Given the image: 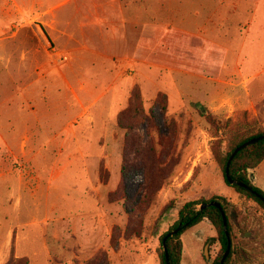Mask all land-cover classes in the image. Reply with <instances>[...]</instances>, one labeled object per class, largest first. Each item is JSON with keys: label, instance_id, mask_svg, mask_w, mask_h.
<instances>
[{"label": "rangeland", "instance_id": "obj_1", "mask_svg": "<svg viewBox=\"0 0 264 264\" xmlns=\"http://www.w3.org/2000/svg\"><path fill=\"white\" fill-rule=\"evenodd\" d=\"M174 1L163 0L165 6H155L152 12L172 16L179 10ZM201 5L202 1L196 2L197 22L205 18ZM237 5L238 13L230 9L227 17L223 14L228 21L224 39L230 48L228 61L220 69L204 61L207 39L216 32L209 33L204 26L195 30L192 25L179 32L170 26L163 34L148 33L147 44L156 49H150L146 65L127 64L123 75H93L97 65L89 56L82 68L84 77L76 75V68L73 72L68 66L61 68L69 86L53 74L45 95L25 93L0 104V112L19 126L15 130L22 140L35 132L43 141L12 143V129L0 128L7 136L5 142L0 139V264L10 260L15 264L17 259L24 260L22 264H155L148 259L152 253L158 264V236L176 219L177 209L185 201L213 196L208 192L226 195L227 191L232 192L226 198L241 212L230 213V220L243 224L245 231L237 235L252 254L244 264H264V212L254 202L239 198L225 183L222 186V174L211 152L218 138L225 145L228 129L236 124L257 120L264 127V111L259 113L260 108L264 110V0H240ZM238 20L242 26L252 20L256 30L248 33L249 39L239 34ZM21 32L22 40L35 38L29 26ZM38 35L45 40L43 34ZM243 40L245 46L238 48ZM57 44L54 41L50 46L54 59ZM56 63L54 69L59 67ZM217 73L223 75V82L213 80L210 90L206 89L207 75ZM243 75L250 79L244 81ZM20 82L26 90L30 81L22 78ZM38 87L32 92L38 93ZM246 90L251 103L242 97ZM133 92L140 96L144 116L134 111ZM158 94L166 95L165 113L154 105ZM122 111L127 114L124 124L132 125L127 138L116 125ZM149 111L152 123L160 129L163 119L175 124L172 162L169 176L142 218L140 237L124 240L127 218L118 185L125 174V205L134 203L142 181L139 160L152 125ZM91 119L96 120L93 126ZM36 122L39 125L33 127ZM151 134L157 153L156 135ZM30 150L33 153L26 158L19 153ZM80 151L100 158L83 160ZM255 174L261 184L264 161ZM171 201L173 206L163 210ZM213 231L203 221L181 235L182 264H211L218 243H209L208 260L203 247Z\"/></svg>", "mask_w": 264, "mask_h": 264}, {"label": "crops", "instance_id": "obj_2", "mask_svg": "<svg viewBox=\"0 0 264 264\" xmlns=\"http://www.w3.org/2000/svg\"><path fill=\"white\" fill-rule=\"evenodd\" d=\"M198 1H202L201 8L205 12V18L201 22H197L195 18L197 15L195 7ZM226 1L228 0H175V7L179 10H175L172 16L165 17L152 12L155 6L162 8L165 6L163 0H0V98L2 97L0 104L6 102L8 97L25 93V95H45L48 86H51L53 74H57L59 80L65 86H69V79L61 68L68 66L72 72L76 68V75L84 77L86 72L82 68L89 56L91 63L97 65L96 74L93 73V75H118V72L123 75L127 64L146 65L150 62V49L151 51L156 49L155 45L147 44L148 33L156 31L163 34L170 26L179 32L185 31L186 26L191 25L195 30L198 26L199 28L204 26L209 33L216 32L215 36L210 34L207 39L204 61L220 69V66L228 61V48H230L224 39L227 35H224L223 31L226 30L228 21L223 14L227 17L230 9L238 13L237 2L240 0H235L232 4ZM181 8L185 13L182 11L180 13ZM32 24L35 28L31 27ZM238 24H240L239 20ZM27 26L30 27L35 38L22 40L21 31ZM252 26V20H249L246 26L241 27L239 34H245L243 37L249 39L248 33L256 30L252 29ZM39 32L43 34L44 41L39 37ZM54 41L58 42L59 48L55 52V59L53 48L50 49ZM157 45L159 46L158 43ZM244 46L245 40L237 47ZM238 56L237 53L236 57ZM57 60L58 63H56ZM236 61L238 62V59ZM54 63L59 64V67L56 66L54 69ZM25 64L29 65L27 69ZM217 74L219 75H207L206 89L210 90L213 80L223 82V75ZM71 75V79H74V74ZM247 76H242L244 81L250 79L249 75ZM22 78L30 81L26 88L28 91L21 88ZM37 87L38 93L32 92L31 89H37ZM242 97L244 101L248 100L251 103L247 90ZM0 114H2L0 128L12 129V143L43 142L37 138L35 132L22 140L20 131L15 130L19 127L15 120L7 114L2 112ZM95 123L96 120L91 119L89 125L93 126ZM38 125L36 122L33 127ZM103 125L101 124L100 127L104 128L105 125ZM6 137L4 131L0 132V139L3 142ZM21 152L23 158L33 153L31 150L27 153L26 151L19 153ZM78 156L83 160L100 158L96 155H83L81 151L78 152ZM259 164L254 169L248 170V175L251 182L264 191V181L260 184L255 174ZM221 182L224 186L223 179ZM231 192L227 191L226 195L208 192V196L216 194L229 197ZM203 221L207 220L204 219L201 222ZM213 236L214 231L208 238ZM183 257L182 250V259ZM148 259L156 264L153 253L148 256Z\"/></svg>", "mask_w": 264, "mask_h": 264}, {"label": "trees", "instance_id": "obj_3", "mask_svg": "<svg viewBox=\"0 0 264 264\" xmlns=\"http://www.w3.org/2000/svg\"><path fill=\"white\" fill-rule=\"evenodd\" d=\"M131 98L135 104V113L138 116H144L145 112L140 103L139 94L133 92ZM154 105L157 106L162 113H165L167 107L166 95L158 94ZM192 106L198 108L199 104L193 103ZM263 111V108H260L259 113H262ZM151 114L152 111H149V118L152 124L149 126L150 133H147L148 140L144 147L145 152H143L139 160L140 165L138 170L141 172L142 181L138 187V198L136 201L129 205H125V174H122V181L118 185V190L123 194V211L127 218L126 227L122 234L124 240L133 237H140L142 231V218L149 208L154 195L161 189L170 172L169 168L172 162V146L176 127L172 120L163 119V129H160L152 123L153 117ZM126 116L127 114L125 111L120 112L116 118V125L118 128L125 130L124 136L127 138L132 130V125L124 124L122 118H125ZM226 122H229V119H227ZM151 132H154L156 135V145L158 146L157 153L155 152V143ZM263 134L264 127H261L257 120L245 122L242 126L236 124L234 127L228 129L225 145L223 146L224 141H222L221 138H218L217 141L214 142L211 152L215 164L218 166L222 174L223 182L231 188L239 198L244 199L245 201L254 202L258 208L264 212V191L254 185L248 175V170L254 169L262 160H264V138L241 148L234 154L228 164V173L230 177L236 182L242 183L244 187L238 186L236 183L229 184L225 178L227 161L232 151L246 141ZM109 200L113 201L112 198ZM208 202H218L220 204L221 210L225 215V229L223 228V220L218 208L208 206L201 210L198 209L200 204ZM171 205L173 206L172 201L168 203L163 210H166V208ZM230 213L241 215V212L237 209L236 205L224 196L213 195L207 199L200 197L185 201L177 209L176 219L173 223H171L167 229L158 236L159 246L155 250L158 264H181L183 250L181 235L188 229L198 225L204 219L210 223L214 230V236L207 238L206 242L218 243V250L211 261V264H220L227 245L226 234L230 240V249L222 264H244L250 261L252 254H249L250 251L247 248V242L240 239L237 235V233L239 234V232L245 231L244 226L239 220L236 225L233 224L230 220ZM174 229H177L176 232L171 236H168L165 240L164 250L161 243L162 239L168 232L173 231ZM11 262L12 260L7 264H11ZM23 262L24 260L17 259L15 264H22Z\"/></svg>", "mask_w": 264, "mask_h": 264}, {"label": "water", "instance_id": "obj_4", "mask_svg": "<svg viewBox=\"0 0 264 264\" xmlns=\"http://www.w3.org/2000/svg\"><path fill=\"white\" fill-rule=\"evenodd\" d=\"M262 138H264V134L261 135V136H259V137H255V138H252V139L246 141L245 143L239 145L238 147H236V148L232 151V153L230 154V156H229V158H228L227 165H226V169H225V178H226V180H227V182H228L229 184H235V183H236L238 186L244 187V185H243L242 183H240V182H236L234 179H232V178L230 177V175H229V173H228V164H229V162L231 161V159L233 158L234 154L237 153L241 148L246 147V146H248V145H251V144L255 143L256 141H258V140H260V139H262ZM249 178H250V176H249ZM250 180H251V178H250ZM208 206H214V207H216V208H218V209L220 210L221 217H222V220H223V228L225 229V227H226V220H225L224 212L221 210V206H220V204H219L218 202L202 203V204H200V205L198 206V209L201 210V209L206 208V207H208ZM176 230H177V229H174L173 231L168 232V233L163 237L161 243H162V247H163L164 250H165V240H166V238H167L168 236H171L174 232H176ZM226 238H227V245H226V249H225V251H224V253H223V256H222V258H221L220 264H222L224 258L226 257V255L228 254L229 249H230V240H229L227 234H226ZM208 246H209V242H206L205 245H204V247H203V255H204V258H205L206 260H208V258H209V255H208Z\"/></svg>", "mask_w": 264, "mask_h": 264}]
</instances>
